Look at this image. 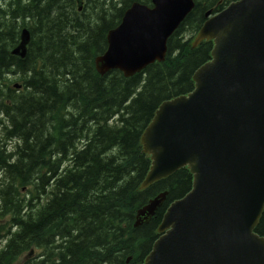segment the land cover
<instances>
[{
	"label": "trees",
	"instance_id": "trees-1",
	"mask_svg": "<svg viewBox=\"0 0 264 264\" xmlns=\"http://www.w3.org/2000/svg\"><path fill=\"white\" fill-rule=\"evenodd\" d=\"M133 1L0 0V264H139L167 204L191 173L179 167L139 188L148 166L139 136L158 103L191 90L211 40H191L204 12L193 0L163 60L124 76L93 59ZM25 28L22 57L11 53ZM165 191L147 221L136 209ZM264 236V205L254 226Z\"/></svg>",
	"mask_w": 264,
	"mask_h": 264
},
{
	"label": "water",
	"instance_id": "water-1",
	"mask_svg": "<svg viewBox=\"0 0 264 264\" xmlns=\"http://www.w3.org/2000/svg\"><path fill=\"white\" fill-rule=\"evenodd\" d=\"M192 6L133 1L106 31L96 71L129 76L161 61ZM204 17L192 45L210 39L209 58L193 70L191 90L160 101L139 136L149 156L140 189L182 166L191 173L140 264H264V236L253 230L264 205V0H232ZM20 32L11 53L22 57L28 32ZM165 193L139 206L133 225L147 221Z\"/></svg>",
	"mask_w": 264,
	"mask_h": 264
},
{
	"label": "bare ground",
	"instance_id": "bare-ground-1",
	"mask_svg": "<svg viewBox=\"0 0 264 264\" xmlns=\"http://www.w3.org/2000/svg\"><path fill=\"white\" fill-rule=\"evenodd\" d=\"M20 34H21V32H19V37H20Z\"/></svg>",
	"mask_w": 264,
	"mask_h": 264
}]
</instances>
